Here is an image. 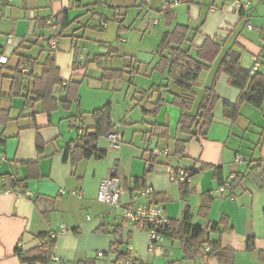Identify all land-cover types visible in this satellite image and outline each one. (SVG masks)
I'll list each match as a JSON object with an SVG mask.
<instances>
[{"label":"crops","instance_id":"obj_1","mask_svg":"<svg viewBox=\"0 0 264 264\" xmlns=\"http://www.w3.org/2000/svg\"><path fill=\"white\" fill-rule=\"evenodd\" d=\"M166 1L173 2L162 0L153 8L150 0H143L142 4L151 9L150 14L161 13L163 27L155 30L156 33L150 31V26H161L159 19L146 27L149 36L143 41H148L149 54L146 55L150 57L139 60L140 56L120 50L119 40L123 38L118 32L119 22L128 27L126 19L121 18V7L112 0L100 4H96V0H0V59L6 58L5 63L0 61L5 65L0 78V109L10 117L7 124H0V264H26L17 249L27 256L41 244L40 235L58 233L61 227L64 232L57 238L54 249L59 264H81L89 259H97L98 264H114L116 250L128 252L132 260L144 264H219L214 257L184 260L180 243L166 237L159 243L160 251L149 253V233L130 223L124 212L127 208L150 203L154 196L159 201L154 204L163 207L169 219H180L189 207L193 225L208 228L211 240H219L224 247L235 250L234 264H264V104L258 109L244 103L239 108V118L233 120L227 116L226 107L236 105L240 91L222 74L216 83L220 100L207 138H191L182 132L181 111L172 104L173 94L180 95L181 90L155 70L156 50L164 33L177 25H187L191 28L187 48L190 44L200 47L207 38L224 42L220 58L195 85L192 115H196L205 90L212 85L219 62L228 49L240 53L243 69L251 70L258 64L256 72L264 76V0H242L248 4L243 18L230 7L232 0L179 2L171 8L176 13L172 27H168L163 18ZM98 5L113 8L118 42L110 43L98 33L109 28L107 15L101 13L99 23L94 20ZM63 11H67L71 25L57 40L58 50L53 53L63 81L55 87L54 95L64 100L70 82L80 83V88L86 84V87L83 91L79 88L78 104L73 103L69 108L59 106L49 115L43 111L41 103L28 108L23 98L11 97L12 69L18 65L19 55L30 56L36 63L28 67L29 73L41 76L48 57L43 50L45 40L53 34L46 21ZM181 14L185 16L184 24H176ZM249 25L253 28L249 29ZM111 47L118 50L117 54H109ZM124 56L131 59L125 77L102 80L103 68L124 69ZM24 84L31 89L32 81L25 80ZM160 99L166 104L152 116ZM124 103L129 109L132 106L130 113L124 114ZM108 104L112 106L115 127L121 123L117 132L123 147H115L110 142L119 149L120 165L124 161V144L131 152L130 169L126 173L124 166L110 173L108 146L99 145V149L107 151L106 158L83 160L77 166L65 156L67 146L94 126L91 115ZM136 110L141 113L138 120L133 118ZM79 112L85 125L77 131L71 125V118ZM163 126L169 129L168 140L162 138ZM178 140L187 142L183 156L176 154ZM162 148L168 149V156L153 154L155 149ZM150 159L153 160L149 163ZM214 167L221 169L225 186L218 184ZM148 169L145 185L153 193L146 199L134 201L139 193H131L135 181L144 177ZM170 169L177 173L194 171L189 182L191 195L186 199L182 198L180 185L172 181ZM113 173L123 181L121 205L115 208L100 203L97 196L102 181ZM244 174L238 187L228 188L235 177ZM25 180V187L16 185ZM221 187H225L224 193L219 192ZM206 193H210L214 201L209 216L201 218L198 213ZM222 219H226L225 225L212 229ZM250 237L255 243L252 252L247 250ZM116 239L121 245L113 247Z\"/></svg>","mask_w":264,"mask_h":264},{"label":"trees","instance_id":"obj_2","mask_svg":"<svg viewBox=\"0 0 264 264\" xmlns=\"http://www.w3.org/2000/svg\"><path fill=\"white\" fill-rule=\"evenodd\" d=\"M183 3H193L195 0H178ZM243 10L239 11L240 16L243 18ZM164 19L168 27H172L176 18L175 10L162 9ZM55 17L56 28L47 24V28L53 33L51 37L45 40L44 51L48 53V57L43 64V72L41 76H34L29 73L28 67H31L36 63V59L19 55V62L13 72V89L11 97H21L25 100V106L28 108H34L36 104L41 103L43 105V111L48 113L55 111L59 106L69 108L73 103H79V88L80 83L70 82L68 95L64 100H60L55 97L54 89L57 86L63 84L60 79V71L56 66L53 58V53L58 50V44L56 49H52L50 42L57 40L63 36V32L67 30L71 23L67 19V11L53 16ZM51 18V17H50ZM49 18V19H50ZM105 22V21H104ZM102 22V24H105ZM118 30L124 31L125 27L122 26V22H119ZM191 28L187 25H177L166 31L163 38L156 50L158 62L155 65V70L163 75H166L168 80L172 84L176 85L181 94H173L172 104L178 107L181 111L179 125L182 132L191 138H207L209 129L214 120V109L218 104L220 98L216 93V83L222 74H225L229 78L230 84L240 91L239 99L234 106L226 107V115L231 116L233 120H236L240 116L239 108L242 104L248 103L255 108H262L264 104V76L258 72H252L251 70H245L242 68L240 60V53L230 48L219 62L217 72L215 74L212 85L206 88L203 99L199 105L196 115H192L191 111L194 105L195 98V85L204 72L211 69L212 65L220 58V55L224 48V42L216 41L212 38H207L202 46L194 47L189 45L188 48L185 45L191 40L189 39ZM37 44V42H36ZM35 44V45H36ZM118 50L111 47L109 54H117ZM128 58H126L127 60ZM131 60L130 58L128 59ZM128 61V62H129ZM0 78L2 70L5 65L0 63ZM130 63L126 64L124 69H106L102 70V80H119L129 72ZM25 80L32 81V87L29 90L25 86ZM22 91L26 94L23 95ZM166 104L164 99H160L151 112L152 116H156L158 111ZM112 106L106 105L102 109L95 111L91 116L94 122L92 128H87L83 131L78 141L71 142L66 149V158H70L73 166H77L83 160L89 159H104L107 156V151L99 149L100 140L108 136L115 125L112 122ZM10 120L9 113L0 109V124H7ZM71 125L74 129L79 131L85 125L82 112L77 113L76 116L71 118ZM159 129V127H154ZM163 137L169 139V129L167 126H163ZM186 141H176V154L183 156L186 149ZM41 144L38 145V149L41 151ZM155 158V156H153ZM150 159L148 162L150 163ZM214 177L217 179L220 186H225L227 183L221 177V169L214 167ZM150 172L146 170L144 177L136 179L135 187L131 191L134 194L135 191L141 192L147 188L145 185V176ZM190 173V177L194 175L193 170L185 171ZM253 169L250 170V174ZM246 175H238L230 182L228 188H236L240 185L241 180ZM27 184V180L17 182V186ZM180 192L182 198L186 199L191 195L189 190V182L179 183ZM153 197V196H152ZM151 197V198H152ZM149 198V199H151ZM204 201L199 209V216L201 218H207L209 216L212 204L214 201L213 196L210 193L203 195ZM157 199L151 200L149 205H155ZM192 216L190 208L187 207L180 219H169L168 223L164 227H158V225H151L147 229H153L164 238H170L180 243L183 251V259L186 261H196L200 258L214 257L219 264H234L235 250L224 247L221 241H213L209 237L208 228L202 226L193 225L191 222ZM225 220L222 219L219 223L213 225L212 229H216V225H225ZM43 240V243L34 248L27 256H24L21 249H17L21 261L26 264H49L51 257L54 255V249L56 246L57 238H51L49 233H45L39 236ZM121 245V241L116 239L113 243V247ZM248 252L255 250L254 238L250 237L247 243ZM117 251V260L114 264H128L132 260L131 255L128 252ZM264 258V253H263ZM134 264H144L133 260ZM81 264H98L97 259H89Z\"/></svg>","mask_w":264,"mask_h":264},{"label":"built area","instance_id":"obj_3","mask_svg":"<svg viewBox=\"0 0 264 264\" xmlns=\"http://www.w3.org/2000/svg\"><path fill=\"white\" fill-rule=\"evenodd\" d=\"M220 2H226V0H219ZM179 4L178 0H173V2L166 1L163 4L164 9H171L172 6H177ZM230 7L233 8L236 12L239 13L241 9H245L247 7V3L242 0H232L229 3ZM214 9V8H212ZM55 17H51L47 20V24L52 26L53 29L56 28L55 24ZM157 24V23H155ZM249 29L253 27L249 25ZM51 48L56 49L57 43L55 40L50 42ZM1 62H6V58H1ZM258 64L254 66L252 72H255L258 69ZM108 139L115 147H119L122 142L121 135L117 132L116 127L113 131L107 136ZM153 154L156 156L164 155L168 156L169 151L166 148L162 149H155ZM170 175L172 181L175 183H182V182H190L191 178L190 173L185 171L176 172L170 169ZM123 181L121 178L117 176H110L104 179L100 185L99 193H98V201L100 203L109 205L111 207H119L121 205V196L123 191ZM220 193L225 192V187H221L219 190ZM153 191L150 188H146L143 191L139 192L135 197L134 201L146 199L152 195ZM124 217L132 224L140 227V228H147L151 225H158V227H164L167 225L169 218L166 216L163 207L158 205H149V204H139L135 208H127L124 212ZM64 232V227H61V231L58 233L51 234V238H58ZM149 233L150 241H149V253H156V251H160L159 243L163 241L164 236L159 234L153 229H147ZM43 243V240L40 241ZM40 244V245H41ZM102 256V254H100ZM59 258L54 254L51 257V261L49 264H59ZM128 264H134L133 260L129 261Z\"/></svg>","mask_w":264,"mask_h":264},{"label":"rangeland","instance_id":"obj_4","mask_svg":"<svg viewBox=\"0 0 264 264\" xmlns=\"http://www.w3.org/2000/svg\"><path fill=\"white\" fill-rule=\"evenodd\" d=\"M151 3V7L154 8L155 4L160 5V2L162 0H150ZM102 2H108V0H96V4H100ZM112 2L115 5H119L121 7L123 16H121V18H125V26L128 27V29L124 30V31H118L120 33V36H122V41L119 40V46H120V50L121 52H128V53H134L138 56H140L139 60H142L141 58H146V60L149 59L150 56L147 57L146 54H149L147 47H148V41L147 39L143 38L146 36H149V33H147L148 31L146 30V27L149 25L150 22H152L154 19H159L161 22V26H150V31L155 32V30L161 29L163 27V20L162 17H160L159 15L161 14L160 12L156 13H152L150 14L151 9H148L149 6L148 5H143V0H112ZM99 9H98V14L95 16L96 23H99L98 19L101 16L100 14H105L109 17V24H108V30L104 31H98V33L103 34L104 38L110 40L109 42L111 43V41H117V23H115V21L112 19L113 15H114V10L113 8L108 7V5H103L102 7L100 5H98ZM164 18V16H163ZM185 19L184 15H180L179 19L176 22V24H184L182 23L183 20ZM104 25V24H102ZM147 33V35H146ZM156 33V32H155ZM118 42V41H117ZM124 54V53H123ZM143 54H145V56H143ZM129 59V58H128ZM126 60L125 56H124V64H127L129 60ZM86 87V84H83V86H81V90L83 91ZM124 97H125V90H124ZM125 101V100H124ZM130 109H132V106L130 107ZM129 109V105L124 103V114L130 113L131 110ZM134 111V110H133ZM141 116L140 110H136L134 113L133 118H135L136 120H138V117ZM125 117V116H124ZM129 121H131L130 119H128ZM121 124V123H120ZM117 125L116 126V130L118 129L119 126L121 125ZM129 124H132L129 123ZM111 141L108 139L107 136L103 137L100 142L99 145H102L103 147H107L109 148V154H108V160L110 161V165H111V171H114L115 169L118 170V168L123 169L124 166V172L126 173L127 169H130V162L128 161V159L130 158V154L131 152H129V148L126 146V144H124V161H122V164L120 165L119 161H118V148L123 147L122 143L118 148H114V146L111 145L110 143ZM117 149V150H116ZM115 150V151H114ZM104 161V160H103ZM106 165V163H105ZM121 174V171L119 172V175ZM110 177V176H109ZM108 178V177H107ZM99 193V192H98ZM98 196V195H97ZM111 207V206H110ZM115 208V207H114ZM203 221V220H202Z\"/></svg>","mask_w":264,"mask_h":264},{"label":"water","instance_id":"obj_5","mask_svg":"<svg viewBox=\"0 0 264 264\" xmlns=\"http://www.w3.org/2000/svg\"><path fill=\"white\" fill-rule=\"evenodd\" d=\"M112 176H115V173H113Z\"/></svg>","mask_w":264,"mask_h":264}]
</instances>
